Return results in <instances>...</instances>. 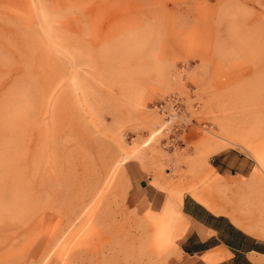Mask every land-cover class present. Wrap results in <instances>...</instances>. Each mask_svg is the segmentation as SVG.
Segmentation results:
<instances>
[{
	"label": "rangeland",
	"instance_id": "obj_1",
	"mask_svg": "<svg viewBox=\"0 0 264 264\" xmlns=\"http://www.w3.org/2000/svg\"><path fill=\"white\" fill-rule=\"evenodd\" d=\"M255 173L264 0H0V264H186L183 192L254 223Z\"/></svg>",
	"mask_w": 264,
	"mask_h": 264
},
{
	"label": "crops",
	"instance_id": "obj_2",
	"mask_svg": "<svg viewBox=\"0 0 264 264\" xmlns=\"http://www.w3.org/2000/svg\"><path fill=\"white\" fill-rule=\"evenodd\" d=\"M214 167L219 173L229 171L222 164ZM246 186L247 192L241 184L235 186V203L247 199L253 204L255 198H264V178L259 173ZM137 189L150 209H162L167 199L165 189L142 177ZM253 190L257 194L253 195ZM261 205L264 210V202ZM180 209L183 220L176 229V245L186 264H264V214L259 217L262 224L260 219L253 223L247 214H229L217 200L206 203L189 192H183Z\"/></svg>",
	"mask_w": 264,
	"mask_h": 264
},
{
	"label": "bare ground",
	"instance_id": "obj_3",
	"mask_svg": "<svg viewBox=\"0 0 264 264\" xmlns=\"http://www.w3.org/2000/svg\"><path fill=\"white\" fill-rule=\"evenodd\" d=\"M128 157V156H127ZM127 157H124L121 161V163H124L128 158Z\"/></svg>",
	"mask_w": 264,
	"mask_h": 264
}]
</instances>
